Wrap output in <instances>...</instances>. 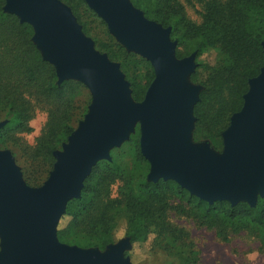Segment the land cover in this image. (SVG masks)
Listing matches in <instances>:
<instances>
[{
    "label": "water",
    "instance_id": "obj_1",
    "mask_svg": "<svg viewBox=\"0 0 264 264\" xmlns=\"http://www.w3.org/2000/svg\"><path fill=\"white\" fill-rule=\"evenodd\" d=\"M84 1L124 47L152 63L155 79L144 100L136 102L120 64L95 48L68 5L6 0V13L33 26L32 40L55 66L58 83H84L93 102L64 151L54 153V169L43 186H29L12 153L0 150V264H132L124 257L129 241L101 253L61 242L57 226L68 202L80 198L92 169L110 160V150L128 139L136 123L141 152L151 164L150 181L173 180L210 204L255 206L264 197V66L249 81L243 108L231 117L223 153L215 155L191 143L201 91L187 79L196 54L178 59L171 28L147 19L130 0Z\"/></svg>",
    "mask_w": 264,
    "mask_h": 264
},
{
    "label": "trees",
    "instance_id": "obj_2",
    "mask_svg": "<svg viewBox=\"0 0 264 264\" xmlns=\"http://www.w3.org/2000/svg\"><path fill=\"white\" fill-rule=\"evenodd\" d=\"M61 1L72 8L88 34L85 17L94 12L87 3ZM146 1L133 0L139 7ZM151 1L155 8L146 12V17L164 28H172L173 40L179 41L178 57H181V45L194 42L198 55L207 48H216L231 60L229 66L216 69L208 76L193 110L196 125L203 127L207 134L219 137L228 128L231 117L243 108L249 81L259 76L264 66V0H198L202 4L198 24L186 16L179 0ZM5 5L6 0H0V109L8 110L9 117L0 130V146L17 147L31 161L33 167L25 173V181L29 186L39 187L53 169L54 153L75 131L78 106L74 97L84 85L76 80L58 83L55 66L43 59L32 40L33 26L22 23L15 14L6 13ZM96 46L121 64L134 99L143 101L155 79L150 62L129 53L112 38L109 42L96 41ZM144 63L147 72L141 78L137 69ZM39 110L46 114L45 126L35 143L30 144L27 136L33 132L31 123ZM135 151L140 162H148L140 142ZM122 181V168L116 160L97 164L85 180L80 198L68 202L61 221L68 218L69 222L59 228V240L78 244L77 237L84 235L89 238V246L104 249L114 242L113 231L120 214L126 216L127 236L132 242L145 238L152 227L159 237L170 236L177 241L187 238L186 230L170 221L171 213L187 215L209 228L218 229L225 224L237 231L236 225L242 224L240 228L264 229V197L255 206L247 202L232 205L228 201L210 204L177 182L164 179L145 182L136 193L122 186L114 193L113 188ZM218 234L227 238L221 230Z\"/></svg>",
    "mask_w": 264,
    "mask_h": 264
},
{
    "label": "rangeland",
    "instance_id": "obj_3",
    "mask_svg": "<svg viewBox=\"0 0 264 264\" xmlns=\"http://www.w3.org/2000/svg\"><path fill=\"white\" fill-rule=\"evenodd\" d=\"M130 1L135 8L143 12L145 17L146 12H150L155 8V3L151 0L143 3L141 7L137 6L136 3L133 2V0ZM179 1L185 7L186 16L191 21L197 24L200 23L201 15L199 11L202 10V4L198 0H192V3L189 0ZM88 8L95 14L94 15L93 13H89L85 17V20L89 24L88 34L84 32L83 27L79 23L72 8L71 10L78 23L81 25L84 34L93 40L95 48L100 51L96 46V41H98L99 43L109 42L111 38L114 39L115 42L121 44L110 32L107 23L100 16H98V14L93 9H91L89 5ZM170 37L172 41L177 42L178 49L179 41L173 40L172 35ZM195 46L196 45L194 42L181 45L179 47L181 57L177 56V49L176 57L178 59H184L189 58L193 54H196V59L194 61L195 67L190 77L187 79V82L189 86L202 91L204 89L203 83L207 80L212 71L229 66L231 64V60L227 55L223 54L216 48H207L198 55L195 51ZM124 48L129 53H134L143 60L149 61L141 54L135 51H129L126 47ZM150 64L153 67L151 62ZM146 72L147 71L145 63L138 66L137 73L141 78H144ZM124 75L125 79L130 83L125 73ZM82 84L84 85V87L74 97L78 106V116L75 118V120H77V123L74 124L75 130L78 128L80 122L83 121L85 116L89 113L90 106L93 102V95L91 90L84 83ZM130 88L132 90L131 83ZM132 98L134 99L133 90ZM8 117L9 111L0 109V123L7 122ZM45 122L46 114L44 111L39 110L31 123L33 132L27 136V140L30 144L35 143L36 138L41 134L42 129L45 126ZM225 131H223L219 137H214L207 134L205 129L201 126H197L195 122L193 130L191 132V143L196 146L207 147L215 155H221L225 148L223 137ZM140 137L141 126L140 123H136L129 131L128 139L124 140L119 146H115L110 150V160L103 159L98 162L99 164L116 160L117 163L121 166L124 181L120 182V184L113 188L114 193L117 192V187L119 186H122L125 189L131 190L136 193L140 189V186L142 184H144L145 182H152L149 179V175L151 173L150 162H140L136 156V144L137 142H140ZM68 139L69 137L60 145L57 151H64L63 147L64 144L68 143ZM0 150L10 151L12 153L15 162L20 168L25 179V173H27V170L33 167V165H31V161L27 160L17 147L9 146L7 148H2L0 146ZM37 165L39 164H36V166ZM52 170L50 171L48 176H45V180L41 186H43L49 179ZM259 198L263 197L259 196L258 199ZM63 217L64 216L61 217L58 223L57 233L59 228H64L69 222L68 218L64 221H61ZM170 221L177 227L185 229L189 236H187V238H181V241H177L170 236L159 237L158 232L155 231L154 227L151 226V231L145 238L136 242H132L131 238L127 236V229L129 228V224L126 216L124 214H120L117 216V225L113 231L115 236L114 242L107 245L104 249L97 246H89V238L84 235L77 237L78 244L68 245L77 246L82 249L97 250L101 253H104L109 250V247L112 245H118L123 241H129V245L124 251V257L129 258L132 264H264V229L253 228V230H251L249 229L251 227L240 228L242 224L236 225L239 228L237 231L229 229L225 224H222V226L218 229L209 228L207 226L201 225L200 222L192 217H188L187 215L177 216L175 213H171ZM219 230L223 231L226 234V239L219 236Z\"/></svg>",
    "mask_w": 264,
    "mask_h": 264
}]
</instances>
